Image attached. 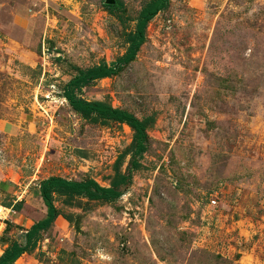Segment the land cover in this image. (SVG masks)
I'll return each instance as SVG.
<instances>
[{
    "label": "rangeland",
    "instance_id": "1",
    "mask_svg": "<svg viewBox=\"0 0 264 264\" xmlns=\"http://www.w3.org/2000/svg\"><path fill=\"white\" fill-rule=\"evenodd\" d=\"M121 1L122 19L116 0H0V256L47 215L44 179L127 171L132 128L63 96L126 51L145 0ZM81 96L153 117L148 150L118 199L53 190L58 217L15 264H264V0H171Z\"/></svg>",
    "mask_w": 264,
    "mask_h": 264
},
{
    "label": "trees",
    "instance_id": "2",
    "mask_svg": "<svg viewBox=\"0 0 264 264\" xmlns=\"http://www.w3.org/2000/svg\"><path fill=\"white\" fill-rule=\"evenodd\" d=\"M171 0H145L143 6L136 17L135 28L126 31L124 35L127 43L126 51L111 63H100L88 68H80L77 73L67 82L64 87L63 96L70 106L81 114L84 118L101 121L104 123L118 122L129 125L134 131V144L132 155L124 173H117L110 186H102L97 180L88 178L84 180H70L59 176H52L44 179L41 184V193L47 215L32 224L26 229L21 237L14 240L0 256V264H15L26 252H30L37 247L43 232L48 230L59 215V210L54 203L52 191L70 192L78 196H90L92 193L104 194L111 199L120 198L133 179V167L145 155L149 146L148 129L154 121L153 117L140 118L135 113L113 106L112 104L98 99H86L81 96L84 87L92 84L96 80L111 77L118 74L125 65L132 62L142 45L147 41V27L150 21L162 10L169 7ZM111 13L116 14L120 19L123 15L117 10L123 7L121 0H116L115 4H106Z\"/></svg>",
    "mask_w": 264,
    "mask_h": 264
},
{
    "label": "crops",
    "instance_id": "3",
    "mask_svg": "<svg viewBox=\"0 0 264 264\" xmlns=\"http://www.w3.org/2000/svg\"><path fill=\"white\" fill-rule=\"evenodd\" d=\"M2 181H5V179H4V180H2Z\"/></svg>",
    "mask_w": 264,
    "mask_h": 264
},
{
    "label": "built area",
    "instance_id": "4",
    "mask_svg": "<svg viewBox=\"0 0 264 264\" xmlns=\"http://www.w3.org/2000/svg\"><path fill=\"white\" fill-rule=\"evenodd\" d=\"M215 202V201H214Z\"/></svg>",
    "mask_w": 264,
    "mask_h": 264
}]
</instances>
